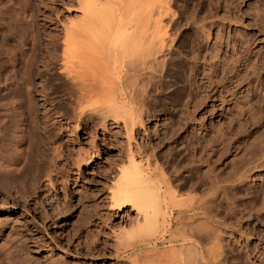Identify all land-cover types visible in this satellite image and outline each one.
Segmentation results:
<instances>
[{
  "label": "rangeland",
  "instance_id": "1",
  "mask_svg": "<svg viewBox=\"0 0 264 264\" xmlns=\"http://www.w3.org/2000/svg\"><path fill=\"white\" fill-rule=\"evenodd\" d=\"M78 1L0 0V210H5L4 214H0V264H137V262H143L139 255L144 251L138 250L142 238L146 237L145 241H149L146 246L150 245L148 247L150 249L154 246L159 248V245L163 244L159 249L169 248L168 245L173 242L170 239L175 240L176 236L179 241L175 240L174 242L177 244L188 237L191 240L192 235L188 233L187 235L190 236L186 237L184 232L195 229L194 222L198 224L201 219L200 225L209 221V226L213 224L216 229L222 224L223 226H219L218 231L225 238L223 240L228 241H224L226 243L222 244L224 246H221L223 248L221 251L219 249L221 247L216 246L214 239L207 243L210 239L205 236V239L208 240L206 241L201 235L204 233H200L204 231L196 229L199 232L196 234L202 236H199L200 239L198 236L195 237V230H193L194 232L190 231L192 234L194 233L196 242L199 240L197 242L199 249L205 246V250L203 248L201 250H208L204 252L205 254L203 251L201 253V255L204 254L202 260H205L206 264L213 262V264L220 262V264H233V262L234 264H253L254 261L258 264L260 260L263 264L264 0H170L168 4L172 11L168 17H171H166L164 22L168 23L172 18L170 21L172 23L168 28L173 29L181 39L172 53L177 58L175 62L177 64L181 62L178 65V70H180H174L173 76H167L166 80L169 84L165 80L166 84L163 82L164 84L159 85L160 89L156 87L150 90L152 94L148 95L151 104L146 100L147 106L145 103L144 108L147 107L145 109L147 111L143 113V124L145 125H136L133 135L130 131L126 133L128 129L123 125L125 124L123 119H118L117 122L109 116L104 119L103 113L102 115L100 111L98 113V110L96 112L90 109L95 106L91 101L93 106L89 103L91 107L86 108V114H89L90 118L80 119L76 128L73 126L79 116L74 105L75 96L71 95L73 89H70L72 87L70 80L64 73L59 72L58 68L62 58L63 48L61 47L63 46L60 44V37L64 30L63 26L80 17ZM114 1H116L113 2L115 4L119 3V0ZM150 1L152 3L153 0H148L146 5L142 4L145 9L142 8L141 14L145 15L149 9ZM205 55L211 58L216 71V75L213 74L211 85H226L231 89L227 94L226 90L225 94H222L226 99L231 98L224 102V106L221 104V99L213 100L205 94L206 91L208 92V88L206 90L199 88L201 86L200 71L204 67L203 58ZM192 57H196L197 60ZM182 65L184 66L181 67ZM190 66L195 69L191 70ZM29 84L30 90L29 87L27 88ZM44 93L47 98L46 102H50L48 106L55 107L49 113H45L44 107L41 105L45 100H41ZM213 103L216 104V108L212 107ZM67 112L70 115L69 119L66 116ZM147 112L148 114H146ZM22 113L24 116L21 115ZM57 114L60 116L56 117ZM63 114L65 115L63 116ZM22 117L26 119L25 123L20 122ZM27 117L31 119L29 120ZM103 120H105L104 124H102ZM20 123H23L24 125H22L29 131L27 132L28 137L24 136L25 134L19 127ZM50 129L51 131H49ZM49 132L52 134L51 137H48ZM47 141H49L48 145ZM57 146L61 148L57 149L59 152L54 154V147ZM128 146L131 148L129 149ZM41 149L44 151L39 155ZM128 149L139 151L134 153L135 156L137 155L138 159L143 158L148 164L150 161L157 160V167L155 163H150V165L153 163V166H150L153 173V169L156 167L155 173L160 176L159 172L163 168L162 179L173 180L170 182L173 188L175 181L179 182H177L178 184L175 182L177 186H183L182 190L179 186L180 189L176 186L172 189L173 191L176 189V196L178 194L181 196L178 201L182 199L184 202L186 199L187 203H182V205L186 204L184 209L187 210L183 211V206L179 207L181 202L175 203V197L171 198L174 200V204H172L171 199L168 200L172 196L168 197V193H166L167 201L165 200L163 207L165 212L167 211L165 216L167 221L154 235L149 228L146 229L150 230L149 232L152 234H148V236L145 234L147 232L141 235L144 232H141L142 228L141 231L137 230L141 223H138V227L136 224L138 222L136 221L137 212L136 210L131 211V206L125 210H119L120 212L108 208L111 203L109 201L110 188H112L116 174L118 175L120 169L118 166L128 162L126 160ZM82 151L88 152H85L86 160L82 161L84 163H81L78 168L77 165L75 166L74 160L77 159L80 152L84 154ZM97 154L98 156H96ZM138 155H142V157ZM63 156H68V160ZM51 157L52 163H50ZM259 157L262 162H257ZM38 159L42 161L40 164L42 163L44 167L50 160L47 167H53L50 169L53 170L52 173L55 172L53 176L57 177L51 175L52 179H55L52 180L54 185L45 179L46 174H43V177L40 175L38 178H34V173L37 172L34 171L37 169V166L34 167V165L38 164ZM64 161L67 163L66 165ZM89 162L92 164L90 165ZM256 164L260 166H250ZM248 166L253 169L249 171V174L247 173ZM55 167H58L56 171H54ZM246 167L245 171L247 172L244 173L242 169H246ZM49 168L45 170L49 171ZM207 168L212 172V175ZM27 169L34 172L31 173ZM176 169L180 172H177ZM23 170H27L30 174L27 175L28 173ZM166 172L169 174L167 175ZM61 174L62 176H60ZM207 175L212 178L209 179ZM28 176L32 182H35L34 184L25 179ZM154 176L161 181V185H165L162 183L161 176ZM59 178L62 181L65 179V182ZM56 179H59L60 182ZM212 179H215L217 183L212 182ZM180 181H182L181 184ZM45 186L46 188H44ZM214 188H217L218 191ZM177 189L182 194L178 193ZM195 191L196 193H194ZM29 192L30 197H28ZM47 192L49 193L47 194ZM225 193L227 197L224 196ZM49 195L52 197L50 198ZM208 198L213 199L212 202ZM190 200L194 202H190ZM197 200L199 201L197 202ZM205 200L207 205L204 204L203 210H200ZM189 202L191 205L188 204ZM196 202L197 204H195ZM200 202L201 206H199ZM210 202L211 206H208ZM197 209L199 210L197 211ZM212 213L214 214L212 215ZM207 215H211L209 217L215 219L211 218L210 220ZM197 217L198 219H195ZM138 218L140 219L139 216ZM187 222L193 224L191 227H194L188 229L190 224L186 225ZM182 224L186 225L184 227H187V230L184 229V231L183 228H180ZM200 225H198L199 229ZM206 226H202V229ZM210 229L211 227H208L203 230L210 231ZM220 229H223V232ZM137 231L141 233L139 234ZM182 231V237L179 234L178 236L177 233ZM210 233H212L211 236L209 233L205 234L208 235V238L209 236L213 238V232ZM170 234L176 236L173 237ZM140 235L141 238L138 237ZM167 236L169 240L166 239ZM194 238L191 241L195 242ZM136 239L139 241L137 242ZM235 239L236 243H234ZM238 239L242 242H239ZM245 239L248 242V246H246L248 249L244 244L246 243ZM237 241L242 244L239 245ZM152 243L155 245L152 246ZM158 243L159 245H156ZM206 245L212 246L213 249ZM209 248L212 249L210 252ZM138 252L141 253L135 255ZM220 254L221 256H219ZM204 256L207 257V260L204 259ZM215 257H217L216 261ZM172 259L174 264H187L185 263L186 259L180 255ZM167 262H169L167 264H173L171 259Z\"/></svg>",
  "mask_w": 264,
  "mask_h": 264
},
{
  "label": "bare ground",
  "instance_id": "2",
  "mask_svg": "<svg viewBox=\"0 0 264 264\" xmlns=\"http://www.w3.org/2000/svg\"><path fill=\"white\" fill-rule=\"evenodd\" d=\"M118 1V0H117ZM79 3V9L78 11L80 13L79 14V18L75 21H70L68 25H65L63 26V32H62V36L60 37L61 38V45L63 47L62 49V53H61V61H60V64L59 65V72L61 73H64L66 75V77L68 78V80H70L69 82H71V86L70 89L72 88V92L73 96H75V108H76V111L78 113V118L76 119V124L72 125L76 126L78 125V121L80 119L82 120H87L85 117H89V114H86L87 110L86 108L88 107H91L90 105L94 104L95 106L90 108L92 109L93 111L95 110L97 112L98 110V113L99 111L101 112V114L103 113L104 114V119H107L106 117L109 116V117H112L114 119V121L117 122L118 119H123V125L126 126V128L128 130H126V133H129L132 132V135H133V130L135 129L136 130V125H142L143 124V113L146 112L145 109L147 108H144L145 106V103H146V106H147V101L149 102V93L152 94V92H150V90H152V88H156L158 87L159 88V85H162L164 84L167 80V76L171 75L173 76V73H174V70H178V65L180 64L176 63L175 61H177V58L175 57V55L173 56V50L176 48V45L179 41V37L177 36V33L175 34V31L169 29L168 27H170L169 25L172 23H170L171 19L169 20L168 23H166V21L164 22V20L167 18H170L168 17V15H171V11L172 9L170 8L169 4L170 3V0H153L152 3L151 1L149 2V6H148V10L147 12L145 13V15L141 14L143 12V9H145V7H142L144 5L147 4L148 0H119V3L118 4H115L113 2H116L114 0H111V4H110V0H79L78 1ZM144 3V5H142ZM146 6V7H147ZM173 13V12H172ZM172 16H174L172 14ZM25 17V15H24ZM224 18V17H223ZM209 19V18H208ZM207 19V20H208ZM211 19V18H210ZM118 21V22H117ZM196 22V21H195ZM175 24V23H174ZM193 26V25H192ZM200 27V26H199ZM202 28V27H201ZM171 30V31H170ZM203 36V34H202ZM208 36V35H207ZM184 39V38H183ZM181 40V39H180ZM182 42V41H181ZM59 43V42H58ZM219 45V44H218ZM181 47L184 46V43H183V46L182 45H179ZM185 47V46H184ZM226 47V46H225ZM181 50V48H179ZM185 50V49H184ZM195 51V50H194ZM211 51V50H210ZM179 52H182V51H179ZM188 52V51H187ZM192 53V52H191ZM207 53V52H206ZM247 53V52H246ZM60 55V54H59ZM212 55V53H211ZM211 55H209L211 57ZM58 56V55H56ZM177 56V55H176ZM187 57V56H186ZM54 58V57H53ZM60 58H57L58 60H60ZM176 58V59H175ZM192 58H195L194 60H197L196 57H192ZM204 67L202 69L201 72V76H200V81H201V86L199 88H202V90H206L208 88V92L206 91V95L210 98H212L213 100H217V99H221V104L222 106H224V102L225 101H228L229 99L231 98H227L226 97H223V93L224 91L226 90V94L229 92V90L231 91V89L227 88V86H223V85H211L213 83V74L216 72L215 71V68H214V63L211 61V58H208V55H205L204 56ZM174 60V61H173ZM190 60V59H189ZM173 61V62H172ZM238 61V60H237ZM59 62V61H58ZM195 62V61H193ZM198 62V61H196ZM224 63V62H223ZM248 63V62H247ZM48 64V63H47ZM192 64V63H191ZM198 64V63H196ZM194 65V64H193ZM184 65H182L181 67H183ZM231 66V65H230ZM233 66V65H232ZM196 67V66H194ZM249 67V66H248ZM185 68V67H184ZM193 66H190V69L192 70ZM197 68V67H196ZM230 68V67H229ZM195 68H193L194 70ZM180 70V69H179ZM178 70V71H179ZM185 71V69H184ZM199 74V73H198ZM216 75V73L214 74ZM175 76V75H174ZM216 78V77H215ZM214 78V79H215ZM169 79V78H168ZM67 80V81H68ZM166 80V81H165ZM165 81V82H164ZM164 82V83H163ZM168 83V81L166 82ZM165 83V84H166ZM169 84V83H168ZM164 86V85H163ZM199 86V85H198ZM232 86V85H231ZM235 86V85H234ZM29 87V88H28ZM44 87V86H43ZM171 87V86H170ZM226 87V88H224ZM27 88L30 90V84L27 86ZM164 88V87H163ZM162 88V89H163ZM166 88V87H165ZM46 89V88H45ZM160 89V88H159ZM169 89V88H168ZM188 89V88H187ZM42 90V89H41ZM194 90V89H193ZM235 90V89H234ZM43 92V91H42ZM170 92V91H169ZM29 93V92H28ZM31 93V91H30ZM147 94V95H146ZM149 94V95H148ZM225 94V93H224ZM188 95V94H187ZM195 95V94H194ZM43 98L41 99L42 101L44 100V102L41 104L43 107H44V112L45 113H49L50 111L53 110V108L55 109V107L52 106V108L50 106H48V103L50 102H46L47 98H46V95L45 93L43 94ZM148 97V98H147ZM223 97V98H222ZM232 97V96H230ZM70 98V97H69ZM147 98V99H146ZM152 98V97H151ZM74 99V98H73ZM93 99V100H92ZM167 99V98H166ZM154 100V99H153ZM158 100V99H157ZM189 100V99H188ZM30 101V100H29ZM34 101V100H33ZM70 101V100H69ZM91 101V103H90ZM188 102V101H187ZM70 103V102H69ZM88 103V104H87ZM90 103V105H89ZM150 103V102H149ZM148 103V105H149ZM151 104V103H150ZM51 105V104H50ZM63 105V104H62ZM65 105V104H64ZM73 105V106H74ZM89 105V106H87ZM190 105V104H189ZM59 106V105H58ZM66 106V105H65ZM93 106V105H92ZM221 106V107H222ZM212 107L213 108H216V104H212ZM74 108V110H75ZM22 109V108H21ZM34 110V108H32ZM88 109V110H90ZM149 109V108H148ZM150 110V109H149ZM32 111V110H31ZM60 111V110H59ZM74 111V112H76ZM91 111V110H90ZM89 111V112H90ZM54 112V111H53ZM58 112V111H57ZM65 112V111H64ZM73 112V113H74ZM44 113V114H45ZM62 113V111H61ZM76 113V114H77ZM212 113V112H211ZM25 114V113H24ZM30 114V113H29ZM102 114V115H103ZM148 114V112L146 113ZM23 115V113L21 114ZM28 115V114H27ZM31 115V114H30ZM35 115V114H34ZM32 115V116H34ZM46 115V114H45ZM65 114H63L64 116ZM91 115V114H90ZM93 115V114H92ZM24 116V115H23ZM60 116V114H57L56 117ZM68 116V119L70 118L68 115V112H67V115ZM73 116L75 117V113L73 114ZM72 116V117H73ZM154 116V115H153ZM48 117V116H47ZM101 117V116H100ZM108 117V118H109ZM28 118V117H27ZM90 118V117H89ZM29 119V118H28ZM27 119V120H28ZM31 119V118H30ZM29 119V120H30ZM34 119V118H33ZM32 119V120H33ZM44 119V118H43ZM57 119V118H56ZM61 119V117H60ZM65 119V118H64ZM73 119V118H72ZM17 120V119H16ZM19 120V119H18ZM24 120L26 121L25 118L22 117V120L20 122H24ZM48 120V119H46ZM35 121V120H34ZM54 121V120H53ZM60 121V120H59ZM58 121V122H59ZM69 121V120H68ZM49 122V121H48ZM61 122V121H60ZM64 122V121H63ZM67 122V121H66ZM105 120H103L102 124H104ZM25 123V122H24ZM32 123L34 124V122L32 121ZM36 123V122H35ZM70 123V121H69ZM187 123V122H186ZM23 123H20L19 127L20 129L22 130L23 134H25L24 136H27V128L25 126L22 125ZM61 124V123H60ZM63 124V123H62ZM145 124H143L144 126ZM70 126V125H69ZM204 126V125H203ZM36 127V126H35ZM34 127V128H35ZM48 127V126H47ZM63 127V126H62ZM72 127V126H71ZM70 127V128H71ZM138 127V126H137ZM185 127V126H184ZM50 128V127H49ZM48 128V129H49ZM74 128V129H75ZM19 129V128H18ZM73 129V128H72ZM36 130V129H35ZM45 130V129H44ZM51 131V129L49 130ZM73 131V130H72ZM75 131V130H74ZM128 131V132H127ZM22 132H20L22 134ZM50 133V132H49ZM29 134V133H28ZM31 135V134H30ZM52 136V134L50 133L48 135L49 136ZM129 135V134H128ZM22 136V135H20ZM50 136V137H51ZM28 137V136H27ZM30 137V136H29ZM47 135H46V138H48ZM129 137H131L129 135ZM23 138V137H22ZM56 138V137H55ZM134 138V137H133ZM35 139V138H33ZM130 139V138H129ZM45 140V139H44ZM46 140H51V139H46ZM130 141V140H129ZM174 141V140H173ZM47 145L49 144V141H47ZM26 143V142H25ZM24 143V144H25ZM28 143V142H27ZM131 143V142H130ZM33 144V143H31ZM35 144V143H34ZM45 144V143H44ZM58 144V143H57ZM194 144V142H193ZM23 145V144H22ZM29 145V143H28ZM52 145V144H51ZM183 145V144H182ZM207 145V144H206ZM31 146V145H30ZM38 146V145H37ZM45 146V145H44ZM56 146V145H55ZM81 146V145H80ZM135 146V145H133ZM144 146V145H143ZM146 146V145H145ZM187 146V145H186ZM262 146V145H261ZM28 147V146H27ZM34 147V146H33ZM39 147H42V146H39ZM129 147V146H128ZM19 148V147H18ZM22 149V147H20ZM54 154H56V152L58 153L59 150L57 149H60L61 147L58 148L57 147H54ZM79 148V147H78ZM131 147H129L130 149ZM189 148V147H188ZM210 148V147H209ZM261 148V147H260ZM20 149V151H21ZM67 149V148H66ZM85 149V148H84ZM83 149V150H84ZM98 149V148H97ZM128 149V150H129ZM216 149V148H215ZM37 150V149H36ZM39 150V149H38ZM53 150V149H52ZM57 150V151H55ZM63 150V149H62ZM60 150V151H62ZM99 150V149H98ZM98 150H96V153H98ZM200 150V149H199ZM44 150H40L39 151V155H40V152H43ZM68 151V150H67ZM66 151V153H67ZM80 151V150H79ZM78 151V152H79ZM94 151V150H93ZM149 151V150H148ZM147 151V152H148ZM10 152V151H9ZM32 152V151H31ZM75 152V151H74ZM84 152V151H82ZM86 152V151H85ZM84 152L83 153H79L78 154V157L76 160H74L76 163H73L75 164V166L77 165L78 168L80 166V164L82 163V161H85L86 160V156H84L86 153ZM135 152H139V151H132L129 150V152L127 153L128 154V157L125 159L128 161L127 163L125 162V164H121L120 166V169H119V172H118V175L116 174V178L115 180L113 181V185H112V188H110V191H109V201L111 202L110 203V206L108 208L112 209V210H125V208H127L128 206H131V211H135L137 212V218L138 216L140 217V219L136 218V221H138L136 224L138 225V223L140 224V228H137V230L139 229V231H142L143 233L137 231L139 234L141 233L144 234L145 233L147 236L148 234H157V232L160 230V226L163 225L165 223V221H167V219L165 218L166 216V212H165V209L163 207V203L165 202V200L167 201L166 199V193H168V197L169 195H171L172 197H170L168 200H170L171 198L174 199V197L176 198L175 199V203L177 202H181L179 204V207L181 208L183 205L182 203H185L186 202V199L185 201L183 202L182 199H180L178 201V198H180L181 196H179V194L176 196L177 194V191H173V189L176 188L179 186L176 185V183L178 181H175L173 184H175L174 188L172 186V183H170L171 181H168V180H165L164 178L162 179V175H164L163 173H161L162 170H164L162 168V170H160L159 172V175L161 176H158V173H155V170H157V166H156V162H158L157 160L155 161H150L155 163V166L154 167V173L151 169V164L150 163L148 164L143 158H140L138 159L136 156H135ZM146 152V151H145ZM191 152V151H190ZM36 153V152H35ZM45 153V152H44ZM51 153V152H50ZM49 153V154H50ZM65 153V151H64ZM150 153V152H149ZM148 153V154H149ZM188 153V152H187ZM195 153V152H194ZM256 153V152H255ZM264 153V152H263ZM20 154V153H19ZM22 154V153H21ZM43 154V153H42ZM41 154V155H42ZM60 154V153H59ZM57 154V156L59 155ZM77 154V152H76ZM83 154V155H82ZM91 154V153H89ZM146 154V153H145ZM145 154L144 157H145ZM211 154V153H210ZM35 155V154H34ZM64 155V154H63ZM69 155V154H67ZM88 155V154H87ZM92 155V154H91ZM195 155V154H194ZM259 155V154H258ZM43 156H45V154H43ZM56 156V155H55ZM54 156V157H55ZM60 156V155H59ZM75 156V155H74ZM98 156V154L96 155ZM139 156V155H138ZM142 157V155H140ZM139 156V157H140ZM260 156H262L260 154ZM22 157V156H21ZM31 157V156H30ZM29 157V158H30ZM46 157V156H45ZM43 157V158H45ZM53 157V156H52ZM51 157V162L50 160L47 162L48 165H49V162L52 163L53 159ZM61 157V156H60ZM65 157L66 159L68 158V156H63ZM187 157V155H186ZM185 157V158H186ZM253 157V156H252ZM257 157V156H256ZM3 158V157H2ZM25 158V157H24ZM28 158V159H29ZM41 159V157H38ZM48 158V157H47ZM74 158V157H73ZM76 158V156H75ZM89 158V156H88ZM96 158V157H95ZM150 158V156H149ZM189 158V157H188ZM194 158V157H193ZM255 158V157H254ZM260 158V157H259ZM258 158V159H259ZM46 159V158H45ZM43 159V160H45ZM57 159V158H56ZM56 159H55V164H56ZM91 159V157L89 158ZM201 159V158H200ZM205 159V157H204ZM220 159V158H219ZM257 159V162L258 161H261V158L260 160ZM263 159V158H262ZM5 160V159H4ZM68 160V159H67ZM93 160V159H92ZM148 160V159H146ZM152 160V158H151ZM251 160H253L251 158ZM39 161V159H38ZM37 161V162H38ZM61 161V160H59ZM91 161V160H90ZM149 161V160H148ZM203 161V160H202ZM254 161V160H253ZM1 162V160H0ZM35 162V163H37ZM40 162H42L41 160L38 162V164L34 165L37 166V169L34 170V171H37L36 173H34L35 175L37 174V176L34 175V178L41 175V177H43L42 175L46 174V177L45 179H48L49 182L54 185V182L52 180H55L54 178L52 179V176L53 174L55 175V172L52 173L53 170H51L49 167L45 166ZM44 162V161H43ZM46 162V161H45ZM58 162V161H57ZM67 162V161H66ZM69 162V161H68ZM94 162V161H93ZM116 162V160H115ZM199 162V161H198ZM206 162V161H205ZM210 162V161H209ZM251 162V161H250ZM256 162V161H255ZM46 163V164H47ZM63 164V162H60ZM65 163V161H64ZM72 163V162H71ZM84 163V162H83ZM82 163V164H83ZM117 163V162H116ZM160 163V162H159ZM168 163V162H167ZM188 163V161H187ZM204 163V162H203ZM216 163V162H215ZM253 163V162H252ZM260 163V162H259ZM33 164V163H32ZM32 164L31 167H32ZM54 164V162H53ZM67 163H65L66 165ZM89 164L91 165L92 162H89ZM88 164V165H89ZM196 164V163H195ZM244 164V163H243ZM8 165V164H7ZM29 165V166H30ZM61 165V164H60ZM158 165V164H157ZM180 165V164H179ZM212 165V164H211ZM235 165V164H234ZM28 166V167H29ZM51 166V164H50ZM52 166H55V165H52ZM57 166V164H56ZM64 166V165H62ZM69 166V165H68ZM71 166V165H70ZM100 166V165H99ZM117 166V165H115ZM153 166V165H152ZM168 166V165H167ZM244 166V165H243ZM250 166H253V167H258L260 165L256 164V165H250ZM27 167V166H26ZM27 167V168H28ZM30 167V169H31ZM60 167V166H59ZM93 167V166H92ZM162 166L160 165V168ZM176 167V166H175ZM210 168V166H208ZM249 167V166H248ZM264 167V166H263ZM50 169L49 171L48 170H45V169ZM56 168L58 167H55V170L56 171ZM66 168V167H64ZM63 168V169H64ZM217 168V167H216ZM239 168V167H238ZM24 170L26 168H23ZM30 169H27L29 170L31 173L34 172L33 170L31 171ZM34 169V168H32ZM61 169V167L59 168ZM105 169V168H104ZM208 169V168H207ZM213 169V168H212ZM252 167H249V169L247 170V167L246 169H242L245 172H247L249 174V171H252L251 170ZM18 170V169H17ZM23 170V171H24ZM24 171V172H27ZM58 170V169H57ZM65 170V169H64ZM115 170V169H114ZM177 170V169H176ZM176 170L174 171V173L176 172ZM195 170V169H194ZM247 170V171H245ZM47 171V172H45ZM60 171V170H59ZM58 171V172H59ZM63 171V170H61ZM66 171V170H65ZM172 171V170H171ZM209 171V169H208ZM210 171H211V168H210ZM209 173L212 175V172ZM215 171V170H214ZM217 171V170H216ZM243 171L240 172L243 173ZM23 172V173H24ZM64 172V171H63ZM117 172V171H116ZM165 172V171H164ZM170 172V171H169ZM177 172H180L177 170ZM238 172V173H240ZM29 175L30 173L27 172ZM167 173V172H166ZM208 173V172H207ZM215 173V172H214ZM11 174V173H10ZM25 174V173H24ZM23 174V175H24ZM58 173L56 172V175ZM60 174V173H59ZM108 174V172H107ZM169 173H167L168 175ZM208 174V175H210ZM217 174V172H216ZM214 174V175H216ZM52 175V176H51ZM66 175V174H65ZM103 175V174H102ZM115 175V174H114ZM154 175H157L158 177L161 178L162 180V183L165 184V185H161V181H159ZM173 175V174H172ZM207 175V177H208ZM219 175V174H218ZM58 176V175H57ZM62 176V174L60 175ZM166 176V174H165ZM178 176V175H177ZM245 176V175H244ZM22 177V176H21ZM30 176H28V178H25V179H28V181H31V178H29ZM45 177V176H44ZM53 177H56V176H53ZM69 177V176H68ZM206 177V178H207ZM214 177V176H213ZM216 177V176H215ZM232 177V176H231ZM243 177V176H242ZM33 178V179H34ZM36 178V179H37ZM57 178V177H56ZM62 178V177H61ZM64 178H66L64 176ZM179 178V177H177ZM176 178V179H177ZM209 178V177H208ZM212 178V177H211ZM209 178V179H211ZM219 178V177H218ZM246 178V177H245ZM32 179V180H33ZM42 179V178H40ZM60 179V178H59ZM58 179V180H59ZM169 179V178H168ZM39 180V179H37ZM36 180V181H37ZM47 180V182H48ZM57 180V179H56ZM57 180V181H58ZM61 180V179H60ZM59 180V182H60ZM179 180V179H177ZM220 180V179H218ZM227 180V179H225ZM242 180V179H241ZM25 181V180H24ZM27 181V180H26ZM55 181V182H57ZM62 181V180H61ZM164 181V182H163ZM192 181V180H191ZM197 181V180H196ZM210 181V180H208ZM212 182L214 183H217V181L215 182V179L211 180ZM222 181V180H221ZM32 182V181H31ZM38 182V181H37ZM62 182H65V179L64 181ZM186 182V181H185ZM219 182V181H218ZM30 183V182H28ZM27 183V184H28ZM33 184L35 183L34 181L32 182ZM179 183V182H178ZM177 183V184H178ZM182 183V181H180V184ZM208 183V182H207ZM210 183V182H209ZM47 183H45L46 185ZM51 184H49L51 186ZM61 184V183H60ZM213 184V183H212ZM56 185V184H55ZM64 185V184H63ZM193 185V184H192ZM211 185V183H210ZM235 185V184H234ZM34 186V185H33ZM44 186V185H43ZM42 186V187H43ZM48 186V184L46 185ZM46 186L44 188H46ZM61 186V185H60ZM165 188H164V187ZM36 187V186H35ZM54 187V186H53ZM52 187V188H53ZM56 187V186H55ZM180 188L183 187V186H179ZM178 187V189H180ZM27 188V187H25ZM34 188V187H33ZM57 188V187H56ZM55 188V189H56ZM109 188V187H108ZM173 188V189H172ZM208 188V187H207ZM223 188V186H222ZM23 189V188H22ZM31 189V188H30ZM49 189V188H48ZM54 189V190H55ZM177 189V190H178ZM206 189V188H205ZM214 189H217V188H214ZM50 190V189H49ZM182 190V188H181ZM201 190V189H200ZM213 190V189H212ZM29 191V189H28ZM27 190L25 191L26 194L28 192ZM32 191V190H31ZM34 191V190H33ZM197 191V190H196ZM196 191L194 193H196ZM218 191V189H217ZM215 190V192H217ZM226 191V190H225ZM50 192V191H49ZM47 192V194L49 193ZM77 192V191H76ZM198 192V191H197ZM214 192V194H215ZM33 193V192H32ZM31 193V195H33ZM176 193V194H175ZM178 193H181L179 192L178 190ZM193 193V192H192ZM11 194V193H10ZM21 194V193H20ZM30 194V192L28 193V195ZM45 193H43L44 195ZM182 194V193H181ZM180 194V195H181ZM213 195V193H211ZM46 195V194H45ZM226 195V193L224 194V196ZM179 196V197H178ZM189 196V195H188ZM230 196V195H229ZM24 197V196H23ZM30 197V195L28 196ZM45 197V196H44ZM50 197V195H49ZM52 197V196H51ZM50 197V198H51ZM227 197V196H225ZM183 198V197H182ZM232 198V197H231ZM33 199V198H32ZM48 199V198H47ZM69 199V198H68ZM102 199V198H101ZM171 199V202L172 204H174V200ZM210 199V198H208ZM211 202L213 199H210ZM216 200V199H215ZM233 200V199H232ZM196 201V200H195ZM199 200H197L198 202ZM3 202V201H2ZM170 202V201H169ZM190 202H194L192 200H190ZM188 203L191 205V203ZM197 202L195 204H197ZM204 202V201H203ZM202 202V203H203ZM207 201L205 200V202L202 204V208L200 210H203L204 208V204L207 205L206 203ZM211 202L208 206H211ZM214 202V201H213ZM220 202V201H219ZM17 203V202H16ZM38 203V202H37ZM109 203V202H108ZM187 203V202H186ZM236 203V202H235ZM169 204V203H168ZM56 205V204H55ZM72 205V204H71ZM194 205V204H193ZM216 205V204H214ZM264 205V204H263ZM4 206V205H3ZM51 206V205H50ZM58 206V205H57ZM97 206V205H96ZM171 206V205H169ZM178 206V204H177ZM176 206V207H177ZM184 206H187L186 204H184ZM182 207L183 209L185 207ZM196 206V205H195ZM201 206V202H200V205ZM8 207V206H7ZM12 207V206H11ZM14 207V206H13ZM29 207V206H28ZM166 207V206H165ZM167 208V207H166ZM171 208V207H170ZM173 208H175V206H173ZM188 208H189V205H188ZM190 208L192 209V207L190 206ZM227 208V207H226ZM234 208V207H233ZM190 209V211H191ZM194 209V208H193ZM224 209V208H223ZM249 209V208H248ZM128 211V209H126ZM173 210V209H172ZM187 209H184L183 211H186ZM189 210V209H188ZM195 210H196V207H195ZM199 209H197L198 211ZM5 211V210H4ZM4 211L3 210H0V214L3 213L4 214ZM111 211V210H110ZM181 211V210H180ZM205 211V210H204ZM202 211V212H204ZM224 211V210H223ZM231 211V210H230ZM241 211V210H240ZM246 211V210H245ZM250 211V210H249ZM115 212V211H114ZM120 212V211H119ZM122 212V211H121ZM126 212V211H125ZM212 212V211H211ZM218 212V210H217ZM116 213V212H115ZM128 213V212H126ZM198 213V212H197ZM201 213V212H200ZM206 213V212H204ZM241 213V212H240ZM59 214V213H58ZM129 214V213H128ZM184 214V213H182ZM181 214V215H182ZM195 214V212H194ZM203 214V213H202ZM201 214V215H202ZM214 213H212L213 215ZM218 214V213H217ZM193 215V214H192ZM219 215V214H218ZM244 215V214H243ZM208 216V215H207ZM211 216V215H209ZM208 218L211 220V218H214V217H209ZM130 217V216H129ZM167 217L169 218V216L167 215ZM182 218V217H181ZM180 218V219H181ZM184 218V216H183ZM182 218V219H183ZM202 218V217H201ZM219 218V217H218ZM236 218V217H235ZM173 219V218H172ZM179 219V218H177ZM195 219H198L195 218ZM208 219V220H209ZM215 219V218H214ZM134 220V219H133ZM192 220V219H191ZM200 220V219H199ZM198 220V222H200ZM204 220V218H203ZM170 221V219H169ZM177 221H180V220H177ZM183 221V220H182ZM216 221V220H215ZM132 222V221H131ZM172 222V221H171ZM181 222V221H180ZM197 222V220H196ZM201 222H202V219H201ZM200 223H195L194 222V226H195V234L196 235L195 237L197 238L198 236V231H204V232H200V233H204V234H201L204 236V239H205V236H207V239H210V241H208L207 243L209 242H212L211 239H214V242L215 244H217L216 246H224L222 245L223 243H226L228 242L227 240H223V235L220 233L219 230V226L221 227L222 224H218L219 226L217 227V229L215 228L216 226L215 225H211L209 226L208 222H206V224H208L207 226L208 227H211L210 231L209 230H203V229H206L208 228L206 226V224L204 223V225H200ZM204 222V221H203ZM221 222V221H219ZM193 223V222H191ZM223 223V222H222ZM228 223V222H227ZM131 224V223H130ZM177 225V223H174ZM186 225L187 224H190V223H185ZM197 226H196V225ZM78 225V224H77ZM181 225V223H180ZM178 225V226H180ZM184 225V226H186ZM193 224H190V226L188 227L189 228H193L191 227ZM200 225V229L198 228ZM183 226H180V228H183V230H187L185 227ZM202 226L206 228H203L202 229ZM214 226V227H213ZM223 226V225H222ZM232 226V224H231ZM126 227V226H125ZM139 227V225H138ZM142 228V229H141ZM146 228H149L151 229V231H153L152 233H150L149 231L150 230H147ZM178 228V227H177ZM141 229V230H140ZM174 231H175V228H173ZM198 229V231L196 230ZM147 230V231H145ZM164 230V228H163ZM162 230V232H163ZM179 230V229H178ZM184 230V231H185ZM192 229H189V231L187 230L185 235L186 237L190 236V235H187L188 233H190L192 235L191 237V240L192 238H194V235L191 233ZM221 230V229H220ZM242 230V229H240ZM172 230V232H174ZM191 231V232H190ZM223 232V229L221 230ZM225 231V230H224ZM118 232V231H116ZM161 232V231H160ZM161 232V233H162ZM177 232V231H175ZM180 232V231H179ZM177 233V235H181L180 237H182V233ZM194 232V231H193ZM196 232H198L196 234ZM210 232H213V238L210 236L212 235V233ZM226 232V231H225ZM121 233V232H120ZM207 233L210 234L209 238H208V235H206ZM172 234V233H171ZM170 236H173L171 235ZM176 234V233H174ZM248 234V233H247ZM138 235V234H137ZM141 235L138 236L141 238ZM178 235V236H179ZM184 235V236H185ZM199 234V236H201ZM145 236V235H143ZM151 237V235H149ZM176 236V235H175ZM173 236V237H175ZM183 236V237H184ZM198 236V237H199ZM33 237V236H32ZM168 237V236H167ZM177 237V236H176ZM175 237V240H178L176 239ZM185 237V238H186ZM202 237V236H201ZM121 238V237H120ZM146 238V237H145ZM145 238L140 241V249H138L139 251H144L141 257L140 256V259L143 261H139L141 263H138L137 264H161L162 262H166L164 264H167L169 262L170 259L172 260V263L174 264L175 262H173V257L175 258V256H179L186 259L185 260V263L187 264H201L202 262H205V260L203 261L202 260V256L205 254L204 252L208 251L206 249L205 250V246H203L202 248L204 250H201L199 249V246L197 244V241L196 242V238H194L195 242L191 241L188 237V239H182L183 241H180L179 244L175 243L174 239L170 241H173L171 242L168 247H164L165 249H159L160 246L159 243L156 244V245H159V248L157 246H153V244L155 245V243H152V248H148L146 246L147 244V241H145ZM172 238V237H171ZM227 238V237H226ZM230 238V237H229ZM234 238V237H233ZM233 238H231L233 240ZM139 239V238H138ZM158 239V238H157ZM163 239V238H162ZM161 239V240H162ZM167 240H169V237L166 238ZM200 239V237H199ZM225 239V238H224ZM228 239V238H227ZM237 239V238H236ZM236 239L234 241V243H236ZM240 239V238H239ZM238 239V241H239ZM35 240V239H34ZM137 240V239H136ZM152 240V238L150 239V241ZM164 240V239H163ZM203 240V239H201ZM200 240V242H201ZM246 240V239H245ZM249 240V239H248ZM118 241V240H117ZM139 240H137L138 242ZM156 241V240H155ZM179 241V240H178ZM204 241V242H206ZM226 241V242H224ZM237 241V242H238ZM149 242V241H148ZM165 242V241H164ZM177 242V241H176ZM199 242V243H200ZM203 242V241H202ZM203 242V243H204ZM230 242V241H229ZM239 242H242V241H239ZM238 242V244H239ZM166 243V242H165ZM168 243V242H167ZM162 244V243H161ZM169 244V243H168ZM202 244V243H201ZM206 244V243H205ZM232 244V243H230ZM242 243H240L239 245H241ZM245 244V247L248 246V242L246 240V243ZM148 245V244H147ZM204 245V244H202ZM211 245V243H210ZM210 245H206L207 247H211L213 249V247L215 246L213 244V247L210 246ZM237 245V244H236ZM139 246V245H137ZM228 246V245H227ZM238 246V245H237ZM218 247V248H219ZM135 248V247H134ZM228 248V247H226ZM241 248V247H240ZM243 248V246H242ZM247 248V247H246ZM149 249V250H147ZM211 249V250H212ZM220 250L223 248H219ZM245 249V248H244ZM248 249V248H247ZM201 250V251H200ZM210 248H209V252L211 251ZM221 250V251H222ZM202 254L201 255V253ZM218 252H220L218 249H217ZM229 251V250H228ZM247 251V250H246ZM224 252V251H223ZM139 253L141 252H138L137 254L135 255H138ZM248 253V252H247ZM261 253V252H260ZM263 253V252H262ZM217 254V253H216ZM207 255V253H206ZM205 255V256H206ZM211 255V254H210ZM249 255V254H248ZM204 256V259H206ZM209 256V255H207ZM214 256V255H212ZM217 256V255H216ZM221 256V254L219 255ZM258 256V255H257ZM137 257V256H136ZM233 257H236V256H233ZM138 258V257H137ZM216 258L215 257V261H216ZM228 258V257H227ZM249 258V257H248ZM139 259V260H140ZM214 259V258H213ZM229 259V258H228ZM207 260V259H206ZM250 260V259H249ZM137 261V260H136ZM174 261H176V259H174ZM226 261V260H225ZM251 261V260H250ZM253 261V260H252ZM258 261V260H257ZM261 261V260H260ZM259 261V263L261 264V262ZM208 262V261H207ZM219 262V261H217ZM233 262V261H232ZM256 261L253 262V264H256L255 263ZM171 263V262H170ZM214 263V262H213ZM212 263V264H213ZM221 263V262H220ZM220 263H217V264H220ZM235 263H237L235 261ZM258 263V264H259ZM163 264V263H162ZM184 264V263H183ZM206 264V262L204 263ZM209 264V263H208ZM211 264V263H210ZM225 264V263H224ZM234 264V262H233ZM252 264V263H251ZM264 264V263H263Z\"/></svg>",
  "mask_w": 264,
  "mask_h": 264
}]
</instances>
